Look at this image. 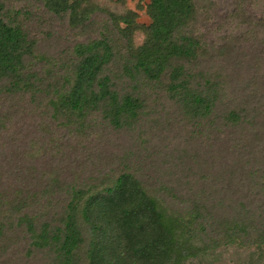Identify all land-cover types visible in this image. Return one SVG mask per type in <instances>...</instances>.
<instances>
[{
  "label": "trees",
  "instance_id": "trees-1",
  "mask_svg": "<svg viewBox=\"0 0 264 264\" xmlns=\"http://www.w3.org/2000/svg\"><path fill=\"white\" fill-rule=\"evenodd\" d=\"M213 4L147 0L138 46L135 16L107 11L96 36L53 56L49 20L82 32L96 10L0 0V129L31 115L74 135H124L138 154L154 128H184L198 149L147 167L124 155L80 182L16 164L0 174V264H187L234 245L264 264V0H231L241 32L217 41L198 27Z\"/></svg>",
  "mask_w": 264,
  "mask_h": 264
},
{
  "label": "rangeland",
  "instance_id": "rangeland-1",
  "mask_svg": "<svg viewBox=\"0 0 264 264\" xmlns=\"http://www.w3.org/2000/svg\"><path fill=\"white\" fill-rule=\"evenodd\" d=\"M9 1L13 4L23 2V0ZM82 1L85 7L96 10L90 16L93 23L85 27L82 32L67 29L59 20H49V25H46L52 37L46 39V43L42 42V45L45 49L48 47L47 50L53 56L58 55L62 48L75 40L81 41L96 36L103 20L107 18L105 15L107 11L115 15H123L130 11L135 16L138 26L132 34V43L138 46L143 42L144 27L149 23L146 12L147 0ZM212 2L213 6H207V9L200 12L198 27L204 28V33L214 41L222 36L241 32L242 27L226 19L231 9V0H212ZM255 10L259 14V5ZM45 125L35 116L19 113L11 115L5 127L0 129V174L3 177H10L11 171L17 164L20 169L22 168V173L25 167L31 165L32 169L37 170V176L49 178L56 175L67 181L80 182L96 171L115 168L124 155L130 156L128 161L147 167L150 159L158 163L165 161V158L170 162L179 156L187 159L188 155L184 154L185 149L191 155L198 150L196 147L192 148L190 144L186 145L184 128H154L152 133L145 135L146 141L141 148L135 146L139 150V153L135 154L136 151H130L128 140L124 135L110 133L100 128L88 130L86 136L74 135L65 128H48ZM202 151L207 153V145ZM166 154L171 157H165ZM191 170V175L195 174L194 177H198L203 171L198 167ZM13 253H9V257L15 256L17 252ZM213 257L217 259L214 263ZM256 257H260V251L254 248L223 246L218 248L212 258L196 257L187 264H249V259Z\"/></svg>",
  "mask_w": 264,
  "mask_h": 264
}]
</instances>
